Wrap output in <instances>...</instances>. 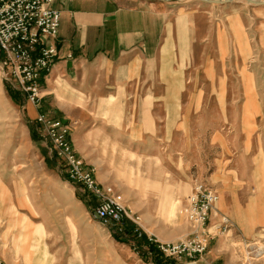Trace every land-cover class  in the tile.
<instances>
[{
	"label": "rangeland",
	"instance_id": "374dc122",
	"mask_svg": "<svg viewBox=\"0 0 264 264\" xmlns=\"http://www.w3.org/2000/svg\"><path fill=\"white\" fill-rule=\"evenodd\" d=\"M162 1L176 18V42L167 32L159 56L122 78L109 110L87 109L93 96L63 79L40 108L69 125L77 150L123 194L130 220L147 236L185 238L186 196L197 180L212 184L228 210L216 203L206 251L158 257L134 237L118 238L113 222L95 219L93 196L67 179L28 101L0 68V256L7 264H159L155 257L161 264H264V4ZM69 105L85 111L71 114ZM93 119L103 125L89 149ZM237 210L255 216L251 229ZM221 212L230 217L223 231Z\"/></svg>",
	"mask_w": 264,
	"mask_h": 264
},
{
	"label": "built area",
	"instance_id": "2783aa9c",
	"mask_svg": "<svg viewBox=\"0 0 264 264\" xmlns=\"http://www.w3.org/2000/svg\"><path fill=\"white\" fill-rule=\"evenodd\" d=\"M53 0H0V68L3 75L21 92L28 102L41 107L42 86L59 56L56 38L61 12ZM50 150L61 161L67 179L78 183L94 198L92 216L105 224L113 222L120 229L131 219L123 194L113 185L102 183L92 164L77 150L69 125L60 119L48 118L41 111L36 117ZM219 198L215 187L197 180L186 196L182 213L189 223V234L178 241H159L146 235L163 257L195 258L202 255L210 239L211 214ZM230 219L222 216L216 227L223 231ZM139 238L143 231L135 228ZM0 264H7L0 256Z\"/></svg>",
	"mask_w": 264,
	"mask_h": 264
},
{
	"label": "crops",
	"instance_id": "0c3cea01",
	"mask_svg": "<svg viewBox=\"0 0 264 264\" xmlns=\"http://www.w3.org/2000/svg\"><path fill=\"white\" fill-rule=\"evenodd\" d=\"M52 5L61 12L56 38L59 56L44 78L43 97L53 94L58 80L63 79L71 82L77 94L93 96L95 102L87 109L109 110V96L123 93L120 90L122 78L132 77L142 62L159 56L164 39L170 35L167 32L173 31L176 42L177 21L170 17V5L162 0H53ZM128 93H136L135 87ZM26 110L36 119L42 108L27 102ZM79 111L83 114L85 108L69 105L71 114ZM92 122H95L92 128H96L88 131L89 149L95 143L91 134L101 132L99 127L103 125L100 119ZM113 147L117 148L115 144ZM218 176L228 184L227 175ZM220 196H224L222 192ZM217 206L228 210L218 202ZM261 215L264 219V212ZM222 216L230 219L223 212ZM236 216L248 230L256 223L255 216L248 211L237 210Z\"/></svg>",
	"mask_w": 264,
	"mask_h": 264
},
{
	"label": "trees",
	"instance_id": "16d2710c",
	"mask_svg": "<svg viewBox=\"0 0 264 264\" xmlns=\"http://www.w3.org/2000/svg\"><path fill=\"white\" fill-rule=\"evenodd\" d=\"M135 228H137V226L130 220V219H126L125 220V223H124V226H123V228H121V230L119 231V229H118V235H117V237L118 238H120V236L122 235V234H127L129 237H134V238H136V239H138V242H139V246H143V245H146V247H148V251H150V252H152L153 254H155V256H160V257H162L158 252H157V250H156V246H154L153 244H150V243H148V241H147V239H146V234L145 233H143V236H141L140 238H139V236H138V233H137V231L135 230ZM117 234V233H116ZM147 254V253H146ZM144 256H146L145 255V253H144ZM155 259H156V261L159 263V264H161V263H163L161 260H160V258H156L155 257Z\"/></svg>",
	"mask_w": 264,
	"mask_h": 264
},
{
	"label": "bare ground",
	"instance_id": "6f19581e",
	"mask_svg": "<svg viewBox=\"0 0 264 264\" xmlns=\"http://www.w3.org/2000/svg\"><path fill=\"white\" fill-rule=\"evenodd\" d=\"M213 1H218V0H213ZM220 1H223V0H220ZM253 1V0H252ZM257 4H264V0H259V1H253ZM218 201V200H217ZM217 203V202H216ZM263 248H260V250H262ZM262 253H264V250L262 251Z\"/></svg>",
	"mask_w": 264,
	"mask_h": 264
}]
</instances>
